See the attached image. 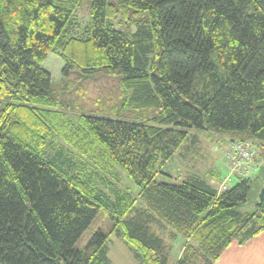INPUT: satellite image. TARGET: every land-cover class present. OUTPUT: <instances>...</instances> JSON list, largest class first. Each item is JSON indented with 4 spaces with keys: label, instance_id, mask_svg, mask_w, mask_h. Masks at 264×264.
Masks as SVG:
<instances>
[{
    "label": "trees",
    "instance_id": "obj_1",
    "mask_svg": "<svg viewBox=\"0 0 264 264\" xmlns=\"http://www.w3.org/2000/svg\"><path fill=\"white\" fill-rule=\"evenodd\" d=\"M83 1L0 0V264H115L109 232L75 247L101 209L139 264H169L179 238L173 264H212L264 230V201L242 213L250 178L218 191L215 171L168 183L157 165L188 128L264 151V0H90L82 24ZM49 53L65 78L116 76L119 102L60 109Z\"/></svg>",
    "mask_w": 264,
    "mask_h": 264
},
{
    "label": "rangeland",
    "instance_id": "obj_2",
    "mask_svg": "<svg viewBox=\"0 0 264 264\" xmlns=\"http://www.w3.org/2000/svg\"><path fill=\"white\" fill-rule=\"evenodd\" d=\"M116 2V0H112ZM79 21L85 24L90 16V0H84L77 10ZM129 17H132L129 14ZM128 18L118 17L115 28L128 31ZM120 23V24H119ZM122 25V26H121ZM44 67L50 71L52 76L53 89L56 97L59 98L60 109L71 111L72 113L85 112L88 113L91 109H98V106H105L118 103L120 96L119 80L113 74L105 73L104 71L96 72L90 78H84L72 72L68 77L62 75L63 62L57 54L49 53L43 63ZM70 105V106H68ZM138 111H123L120 118L125 120H137L134 115ZM138 113H142L141 111ZM132 116V117H131ZM118 117V116H116ZM189 135L196 137V141L191 140L183 142L181 147L176 150L172 158L164 164H158L156 180L159 182L176 183L185 179L190 173L206 176L207 172L217 170L219 177L223 181L227 175V165L222 163V155L225 149V140L235 137L229 133H224L215 130H198L194 128L185 129ZM259 156L264 161V151L255 146ZM252 179V177H250ZM240 178L232 176L227 183V188H232L240 182ZM250 180V193L245 203H242L240 212H253L256 208V203L259 202V194L262 186L257 187L252 185ZM211 182L215 185L214 180ZM120 184L126 187L132 194H137L139 188L127 176L124 171H121ZM253 210V211H251ZM114 221L109 217L105 209H101L92 220L89 227L83 232L80 238L76 241L75 247L81 249L85 247L96 229H101L104 232H109L108 239V257L115 264H139L132 256L127 245L119 239L113 232ZM182 238L174 241L173 251L171 253L169 264H173L177 252H180Z\"/></svg>",
    "mask_w": 264,
    "mask_h": 264
},
{
    "label": "crops",
    "instance_id": "obj_3",
    "mask_svg": "<svg viewBox=\"0 0 264 264\" xmlns=\"http://www.w3.org/2000/svg\"><path fill=\"white\" fill-rule=\"evenodd\" d=\"M232 140H233V137L229 138L228 140L227 139L225 140L226 146H225V149L222 155L223 157L222 163L224 161L223 164L227 165L226 167L228 169V172H227V175L224 176L223 181L220 179V177L218 178V180L214 181L215 185L217 186V189L223 183H225L227 187V183L228 181H230V178L232 176H237L235 173L231 172L228 166V163L225 159V153L227 150V146ZM257 156H258L257 157L258 164L255 167V169L252 171L250 177H252L253 179L252 185H255L257 187H260V186L263 187L264 186V161L262 160L261 157H259L258 151H257ZM215 172L219 176V172L217 170H215ZM256 208L254 209L256 210ZM238 209L240 210V207H238ZM242 213H248V212H242ZM212 264H264V230H262L260 233L253 236L252 238H250L244 243H238L237 240H233L227 247H225L220 252L219 257Z\"/></svg>",
    "mask_w": 264,
    "mask_h": 264
},
{
    "label": "built area",
    "instance_id": "obj_4",
    "mask_svg": "<svg viewBox=\"0 0 264 264\" xmlns=\"http://www.w3.org/2000/svg\"><path fill=\"white\" fill-rule=\"evenodd\" d=\"M225 159L231 172L240 178H250L252 171L258 164L256 152L249 140L230 141L225 153ZM225 188L226 184L223 183L218 188V191H222Z\"/></svg>",
    "mask_w": 264,
    "mask_h": 264
},
{
    "label": "water",
    "instance_id": "obj_5",
    "mask_svg": "<svg viewBox=\"0 0 264 264\" xmlns=\"http://www.w3.org/2000/svg\"><path fill=\"white\" fill-rule=\"evenodd\" d=\"M263 201H264V186L261 189L260 194H259V202H263Z\"/></svg>",
    "mask_w": 264,
    "mask_h": 264
}]
</instances>
